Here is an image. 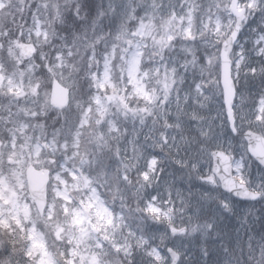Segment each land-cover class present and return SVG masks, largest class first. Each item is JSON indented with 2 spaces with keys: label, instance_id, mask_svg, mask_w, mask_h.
I'll return each instance as SVG.
<instances>
[{
  "label": "snow or ice",
  "instance_id": "1",
  "mask_svg": "<svg viewBox=\"0 0 264 264\" xmlns=\"http://www.w3.org/2000/svg\"><path fill=\"white\" fill-rule=\"evenodd\" d=\"M0 264H264V0H0Z\"/></svg>",
  "mask_w": 264,
  "mask_h": 264
}]
</instances>
